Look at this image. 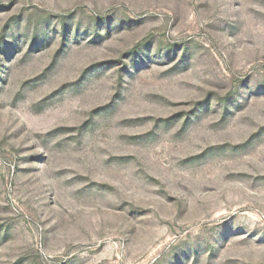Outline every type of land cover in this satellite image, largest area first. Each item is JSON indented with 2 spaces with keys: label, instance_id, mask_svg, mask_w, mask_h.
I'll use <instances>...</instances> for the list:
<instances>
[{
  "label": "rangeland",
  "instance_id": "1",
  "mask_svg": "<svg viewBox=\"0 0 264 264\" xmlns=\"http://www.w3.org/2000/svg\"><path fill=\"white\" fill-rule=\"evenodd\" d=\"M0 264H264V0H0Z\"/></svg>",
  "mask_w": 264,
  "mask_h": 264
}]
</instances>
